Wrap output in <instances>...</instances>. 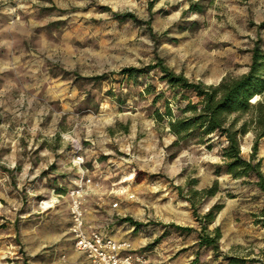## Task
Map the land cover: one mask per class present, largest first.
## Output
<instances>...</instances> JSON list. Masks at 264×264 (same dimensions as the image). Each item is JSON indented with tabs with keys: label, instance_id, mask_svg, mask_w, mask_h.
Listing matches in <instances>:
<instances>
[{
	"label": "rangeland",
	"instance_id": "obj_1",
	"mask_svg": "<svg viewBox=\"0 0 264 264\" xmlns=\"http://www.w3.org/2000/svg\"><path fill=\"white\" fill-rule=\"evenodd\" d=\"M262 21L264 0H0V264H91L68 232L66 191L81 169L98 183L86 222L129 240L150 264H264V191L217 172L223 138L170 146L165 104L175 113L186 101L158 72L118 73L160 58L215 85L246 72L255 40L264 50ZM253 142L250 131L242 137L243 157ZM77 148L82 167L72 163ZM255 157L264 173V137ZM214 182L212 195L201 193ZM212 205L221 208L203 234L218 228L215 249L197 245Z\"/></svg>",
	"mask_w": 264,
	"mask_h": 264
},
{
	"label": "trees",
	"instance_id": "obj_2",
	"mask_svg": "<svg viewBox=\"0 0 264 264\" xmlns=\"http://www.w3.org/2000/svg\"><path fill=\"white\" fill-rule=\"evenodd\" d=\"M151 4V1L149 2ZM116 19L124 21L135 17L131 13H114ZM259 28H264L262 21ZM250 62L246 72L239 76H223L219 82L203 84L187 79L181 73H175L162 59L157 58L155 63L142 67L128 66L122 68L118 73L128 78H136L149 71L159 73V79L167 84L174 92V99L180 102L184 99L183 106L175 104L176 112L173 113L168 104H165V114L169 117L168 129L174 136L170 146H178L180 143L191 140L196 144L212 147L214 138H223L225 144L220 150L221 163L216 166L217 172L223 171L232 178H253V183L264 191V173L260 169V159H256L257 142L264 137V50L255 40L249 49ZM75 78L98 82L105 78V74L82 77L75 74ZM151 85L145 86L144 91L150 92ZM178 95V96H177ZM161 95L155 96L159 98ZM194 97L196 100H191ZM253 97L257 99L251 102ZM157 118H161L155 111ZM252 132L254 142L248 158L240 152V141L247 132ZM214 185L202 189L201 193L212 195L216 188ZM197 193L194 191L193 194ZM220 206L212 205L202 215L200 232L197 245L199 247L216 248V240L219 237L218 228L214 227L212 235L203 234L207 225L213 221L214 215L220 210ZM193 213L195 211L193 210ZM264 216V207L261 209ZM123 221H129L132 225L137 222L125 217ZM178 231H192L191 227L171 225Z\"/></svg>",
	"mask_w": 264,
	"mask_h": 264
},
{
	"label": "built area",
	"instance_id": "obj_3",
	"mask_svg": "<svg viewBox=\"0 0 264 264\" xmlns=\"http://www.w3.org/2000/svg\"><path fill=\"white\" fill-rule=\"evenodd\" d=\"M72 163L74 166L82 167L83 157L79 148L74 152ZM98 186L93 178L81 169L79 177L66 191L69 199V226L73 247L76 251L84 254L91 264H150L145 253L134 251L127 239H115L105 227H96L86 222V209L84 201L86 195L92 188ZM54 194V190L52 191ZM126 192V190L124 191ZM55 201L61 194L55 193ZM135 196L126 192L125 199L131 200ZM119 201L110 203V208L116 210Z\"/></svg>",
	"mask_w": 264,
	"mask_h": 264
},
{
	"label": "bare ground",
	"instance_id": "obj_4",
	"mask_svg": "<svg viewBox=\"0 0 264 264\" xmlns=\"http://www.w3.org/2000/svg\"><path fill=\"white\" fill-rule=\"evenodd\" d=\"M256 99H257V97H253V98L251 99V102L255 101Z\"/></svg>",
	"mask_w": 264,
	"mask_h": 264
},
{
	"label": "crops",
	"instance_id": "obj_5",
	"mask_svg": "<svg viewBox=\"0 0 264 264\" xmlns=\"http://www.w3.org/2000/svg\"><path fill=\"white\" fill-rule=\"evenodd\" d=\"M111 235V234H110ZM117 239H121V238H117ZM133 248V247H132ZM134 249V248H133Z\"/></svg>",
	"mask_w": 264,
	"mask_h": 264
}]
</instances>
